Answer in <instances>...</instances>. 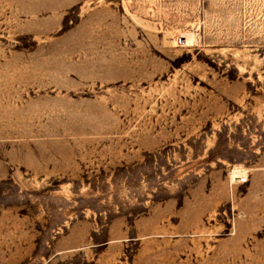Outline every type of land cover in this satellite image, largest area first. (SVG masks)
Returning <instances> with one entry per match:
<instances>
[{
  "label": "rangeland",
  "instance_id": "1",
  "mask_svg": "<svg viewBox=\"0 0 264 264\" xmlns=\"http://www.w3.org/2000/svg\"><path fill=\"white\" fill-rule=\"evenodd\" d=\"M66 214L22 264H264V0H0V229Z\"/></svg>",
  "mask_w": 264,
  "mask_h": 264
},
{
  "label": "crops",
  "instance_id": "2",
  "mask_svg": "<svg viewBox=\"0 0 264 264\" xmlns=\"http://www.w3.org/2000/svg\"><path fill=\"white\" fill-rule=\"evenodd\" d=\"M65 217L61 225L64 234L60 238L61 232L58 228L47 233L36 231L35 235L22 226L13 232L10 228H1L0 264H22L28 257V252L33 251L40 243H44L47 248L54 246L57 250L62 249V252L74 250L76 235L74 219L71 220L68 214ZM39 236L44 238L43 242Z\"/></svg>",
  "mask_w": 264,
  "mask_h": 264
},
{
  "label": "bare ground",
  "instance_id": "3",
  "mask_svg": "<svg viewBox=\"0 0 264 264\" xmlns=\"http://www.w3.org/2000/svg\"><path fill=\"white\" fill-rule=\"evenodd\" d=\"M231 181L232 183H236L240 177H242V174H244V171L240 167H235L233 170H231Z\"/></svg>",
  "mask_w": 264,
  "mask_h": 264
},
{
  "label": "built area",
  "instance_id": "4",
  "mask_svg": "<svg viewBox=\"0 0 264 264\" xmlns=\"http://www.w3.org/2000/svg\"><path fill=\"white\" fill-rule=\"evenodd\" d=\"M249 182V177L247 175L242 176L238 179V183L241 185H245Z\"/></svg>",
  "mask_w": 264,
  "mask_h": 264
}]
</instances>
